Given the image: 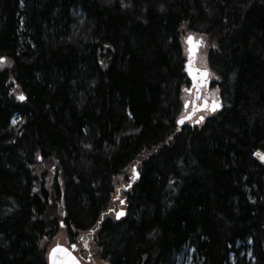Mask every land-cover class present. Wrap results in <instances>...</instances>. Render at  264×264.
<instances>
[{
  "label": "trees",
  "instance_id": "1",
  "mask_svg": "<svg viewBox=\"0 0 264 264\" xmlns=\"http://www.w3.org/2000/svg\"><path fill=\"white\" fill-rule=\"evenodd\" d=\"M185 29L219 88L200 126ZM0 57V264H48L61 229L87 261L264 264V0H0Z\"/></svg>",
  "mask_w": 264,
  "mask_h": 264
},
{
  "label": "rangeland",
  "instance_id": "2",
  "mask_svg": "<svg viewBox=\"0 0 264 264\" xmlns=\"http://www.w3.org/2000/svg\"><path fill=\"white\" fill-rule=\"evenodd\" d=\"M190 34H193L195 39L201 43L200 50L197 54L196 66L198 68H201V69H209L210 67L208 64L207 56H208V50L211 47L210 42L208 41V39L205 36H202L196 32L190 31L188 29H185L184 35L182 37V46L184 49L185 56L188 57L186 39L188 38V36ZM215 76H216V74L212 70H210V77L212 78V82L210 84V87H209L210 90H209L208 95H207V97L210 100L216 98L218 95V92H219V88L215 85V82H216ZM193 98L194 97H193V94L190 92V88L186 87L182 93V101H183V105H185L189 101V106H188L187 110H185V109L182 110L180 117L185 116L188 112L191 111V104H192ZM210 115H211V113L208 111H199L195 115V118L193 120L188 121V123L195 122V120L199 119V117H201V116L204 119H206ZM203 122L204 121H201L199 123V125H202ZM133 171H134V169H132V166L128 167L126 169V173L122 174L120 176V178L116 180L117 183L115 185V191L113 193L112 201H111L109 208H108L109 211L107 213V216L109 215V216L115 217V214L118 212V210L123 207L121 204V201H120L122 198L121 190L122 189H128V187L130 186L129 183L132 181L131 178L134 177ZM57 243H61L64 245L69 244L67 234L63 229L58 232V234L56 235V237L54 238V240L52 242V245L57 244ZM177 261H178L177 264H201V260L197 255H195L194 250L193 249H187V248H185L184 251L181 252ZM83 263L84 264H106L104 261H102L98 258H94L93 260H90V261L83 260Z\"/></svg>",
  "mask_w": 264,
  "mask_h": 264
},
{
  "label": "water",
  "instance_id": "3",
  "mask_svg": "<svg viewBox=\"0 0 264 264\" xmlns=\"http://www.w3.org/2000/svg\"><path fill=\"white\" fill-rule=\"evenodd\" d=\"M191 36L192 42L190 43L188 38L186 40L187 46H188V53H189V60H187V62L185 63V72L187 74L188 79H192L193 80V76L194 74L197 72V68L195 67V62L197 59V53L199 51L200 48V42L196 41L193 35H189ZM188 36V37H189ZM202 73V77L204 79H206L209 75V70L207 69H200L199 70ZM209 82L210 80L207 81V86H209ZM202 84V83H201ZM199 90V88H198ZM198 93V92H196ZM189 104L186 103L185 107H187ZM218 104L219 106L215 108V110L213 111V106ZM209 106V111L210 112H215L217 110L220 109L221 107V103L219 100H213L212 102L203 99L202 100V105L200 106V109H205ZM195 115V112H191L189 113L187 116L182 117L179 119V124H183L186 121H188L190 118H192ZM182 121V122H181ZM196 123H199V120L196 121ZM118 213H122V215H117ZM126 214V210L124 208H121L117 213H116V218L120 219L122 216H124ZM56 250L55 252L53 250ZM74 249H75V244H72L71 247H67L65 245L62 244H56L54 246H52L49 249L48 252V262L49 264H83L82 261L80 260V258L74 253Z\"/></svg>",
  "mask_w": 264,
  "mask_h": 264
},
{
  "label": "flooded vegetation",
  "instance_id": "4",
  "mask_svg": "<svg viewBox=\"0 0 264 264\" xmlns=\"http://www.w3.org/2000/svg\"><path fill=\"white\" fill-rule=\"evenodd\" d=\"M201 83L203 85L200 88V92L198 94L197 101H196V103L194 105L191 104V109L192 110H197L198 111L201 98H203V97L207 98V95H208V92H209L208 88L206 86V80H204L201 77V73L200 72L195 73L194 76H193V80L190 81V83H189L190 92L193 94V97H195V92L197 90V87L200 86Z\"/></svg>",
  "mask_w": 264,
  "mask_h": 264
},
{
  "label": "snow or ice",
  "instance_id": "5",
  "mask_svg": "<svg viewBox=\"0 0 264 264\" xmlns=\"http://www.w3.org/2000/svg\"><path fill=\"white\" fill-rule=\"evenodd\" d=\"M192 39H193V38H192L191 36L188 37V40H189L190 43L192 42ZM3 59H4V58L0 57V60H3ZM19 99L23 100V99H24V96L21 95V96L19 97ZM218 106H219L218 104L214 105V106H213V111H214L215 108L218 107ZM201 120H203V117H201ZM13 122H15V121H13ZM181 122H182V121H181ZM256 155H259L261 159H264V154L256 153ZM117 215H118V216H119V215H122V213H118ZM53 251L55 252L56 250L54 249Z\"/></svg>",
  "mask_w": 264,
  "mask_h": 264
},
{
  "label": "bare ground",
  "instance_id": "6",
  "mask_svg": "<svg viewBox=\"0 0 264 264\" xmlns=\"http://www.w3.org/2000/svg\"><path fill=\"white\" fill-rule=\"evenodd\" d=\"M121 199H123V198H121ZM190 249H193L194 250V253H195V249L194 248L191 247Z\"/></svg>",
  "mask_w": 264,
  "mask_h": 264
}]
</instances>
